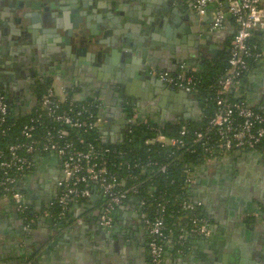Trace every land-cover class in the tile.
<instances>
[{"label": "crops", "instance_id": "crops-1", "mask_svg": "<svg viewBox=\"0 0 264 264\" xmlns=\"http://www.w3.org/2000/svg\"><path fill=\"white\" fill-rule=\"evenodd\" d=\"M260 1L264 6V0ZM9 3L10 0H0V89L6 94L15 114L26 116L33 110L37 99L34 84L38 80L49 79V85L57 91L64 87L76 86L78 96L82 100L92 97L104 100V95L100 94V90L102 79L105 76L109 87H111L112 82L119 80L121 85H116L114 91L116 90L123 99H128L141 115L160 124L174 123L178 120H195L202 115V108L195 96L177 97L167 94L165 93L166 89L161 88L154 81L155 78L150 75L149 69L164 71L162 66L171 63L167 61V64L164 65V57L159 55L160 52L137 64L129 63L126 61L127 58L125 61L117 60L116 67L120 73L118 72V77H114L111 72L114 70V64H105L103 58L97 59V57L88 61L83 60L86 57L84 54H79L78 50L81 46L78 42L70 43V50L65 51L62 42H59L60 38L55 35H62V30L49 31L52 25L48 26V23L41 19H35L31 24L30 19L27 18L23 20L22 24H16L15 18L20 17L23 12H31V10L11 11ZM54 5H57V2ZM175 5L185 14L189 13L190 6L182 0H174L173 6ZM51 10H56V8ZM42 14L39 15L42 16ZM55 17L60 16L55 15ZM11 23L14 24L13 27L10 26ZM27 26H30V29H27ZM234 29L235 24L228 19L223 29L214 32L209 29L205 31L206 34L204 35H207L206 45L212 44L216 47L214 54L206 55L207 57L196 59L194 51L187 52V49L177 46L175 53H184V60L186 61L179 60L176 63L173 61L176 70L168 72L200 70L203 60L211 59L225 49L228 51L229 39L233 35ZM250 43L261 53V58L249 67L248 74L242 80V92L244 99L250 105L264 111V24L263 27L253 32ZM98 47L93 46L90 51L96 54ZM25 50H28V55L31 58L21 63L22 58L19 55ZM104 50L109 52L105 46ZM148 62L153 63L155 67ZM114 74L116 75V72ZM106 99L107 101H103L102 108H100L102 121L99 126V135L103 142L114 144L121 142L118 139V134L122 133L123 125L120 123L119 106L114 105L115 98L110 94ZM133 102H139L140 106H135ZM179 116H185L187 119H181ZM160 117H165L167 120H161ZM242 155L245 154L228 156L225 160L213 163L208 167L204 166L198 171L201 184L196 186L195 192L198 195L197 198L201 199V203L202 199H206V204L202 203V205L212 227L211 238L218 239L215 243L219 244L220 248H225L223 244L226 240L230 243L232 237L242 239V244H249L247 242L252 238L248 237L253 236V232L245 231L241 237L237 230L241 227V224L238 223L239 219H247L248 223L257 224L256 219L250 217V214L243 213L241 215V213L237 214L232 211L230 214L234 215L237 221L228 212H224V215L218 219V224L213 223L214 218H216L215 213L218 211L213 206L214 198L208 195L206 189L212 173L224 168V166L227 168L231 164H233L234 171L237 168L251 169L252 171L264 168V163L261 162L264 157L255 156L254 160L246 158L239 163V157ZM248 159L250 160L249 163L247 162ZM36 171L26 183V192L28 195H34L37 200L39 199L37 204L32 201L35 208L39 209V206H45L47 202L49 203L54 199L53 197L46 201L47 196L49 197L53 192L52 189H56L60 171L58 162L54 157H48V161H42ZM45 181H48V188L44 186ZM101 206V193L95 191L87 202L74 204L72 209L73 220L58 233L49 226L47 217L41 218L40 223L31 233H25L22 218L12 207L0 209V264H91V259L94 258L93 252L99 255L102 247L97 242L103 237V234H100L103 231L99 227ZM225 220L227 221L225 222ZM115 228L127 238L125 240L129 244L126 246L127 254H125L127 264H136V260L139 259L138 256L143 257V252L146 254L147 231L140 222L132 204L126 203L117 209ZM258 235L257 240H264V234ZM105 242L107 248L109 240L105 238ZM230 249L227 251L229 255L234 250L233 248ZM206 251L208 249L198 239L193 242V246L187 255L179 257L176 253H172L173 259L165 257L164 264H206L207 260H201L202 257H207ZM48 252H51L50 255ZM179 260L181 262H178ZM217 261L220 262V259Z\"/></svg>", "mask_w": 264, "mask_h": 264}, {"label": "built area", "instance_id": "built-area-1", "mask_svg": "<svg viewBox=\"0 0 264 264\" xmlns=\"http://www.w3.org/2000/svg\"><path fill=\"white\" fill-rule=\"evenodd\" d=\"M199 17H203L207 8L212 7L210 30L224 28L228 19L233 20L235 29L229 43L227 65L222 76L216 81L213 102L215 110L207 119L205 128L191 130L178 120V135L170 136L154 127L155 133L144 141L146 145L158 144L162 147L185 148L194 151L199 144L203 151L204 166L223 161L236 154L256 153L264 157V111L259 110L242 98V80L249 72V59L258 61L261 53L250 43L254 30L263 27L264 6L260 0H184ZM197 70L184 72H168L149 69L150 75L164 84L182 89L195 96L197 92ZM232 95V98L229 97ZM101 99L92 97L91 101L82 100L78 96V88L70 86L57 91L48 86L47 90L36 99L33 113L29 119L17 126L12 132L15 122L9 123L14 113L6 94L0 89V138L6 139L0 149V209L12 207L22 218L23 230L31 233L30 226L43 217L50 218L48 208H39V212L30 218L24 215L29 209L26 183L38 169L42 161L48 157L56 158L60 176L56 182V195L50 202L59 206V218H65L71 203L82 199L89 200L95 191L104 196L101 206L99 227L105 233L112 232L116 210L123 204L134 206L136 214L147 231V251L150 264H162L165 259V245L182 242L187 236L194 235L197 240L208 239L212 235L211 224L198 217H188L190 228L183 230L175 241L169 239L163 217L166 200L157 205L156 215L149 218L137 208L145 206V200L128 199L131 193L138 191L142 183L124 187L127 177H133V168L137 164H129L125 160L114 161L110 156L122 154L104 146L99 135L102 121L100 115ZM136 110V109H135ZM124 112V111H123ZM126 130L123 139L131 132V124L152 120L139 112L129 118L124 112ZM185 121V120H184ZM157 122V121H155ZM159 125H163L158 123ZM94 135L90 137V135ZM122 139V140H123ZM115 156H113L114 159ZM126 168V176L115 170ZM161 165L159 170L166 171ZM188 171L190 169H187ZM198 179L189 174L186 182L192 187L198 185ZM197 204L202 205L196 198ZM129 201V202H128ZM49 202V203H50ZM47 202V205L49 204ZM184 210H194L195 206L182 202ZM203 206V205H202ZM48 207V206H47ZM250 217L264 223V208ZM181 244V243H180ZM172 253V250L170 251ZM176 255L185 256L178 248Z\"/></svg>", "mask_w": 264, "mask_h": 264}, {"label": "water", "instance_id": "water-1", "mask_svg": "<svg viewBox=\"0 0 264 264\" xmlns=\"http://www.w3.org/2000/svg\"><path fill=\"white\" fill-rule=\"evenodd\" d=\"M173 1L174 0H82L79 2L78 0H10L9 4L11 11L22 9L31 10V12H23L20 17L15 18L14 22L16 24H22L23 20L27 18L30 19L31 24H33L35 19L43 20L45 23H48V26L52 25L49 31L53 32L57 29L62 30V35H55H58L60 38L59 42H62L65 51L70 50V43L78 42L81 46L78 50L79 54H84L86 57V59L83 60L88 61L89 59H94V57H97V59L103 58L105 64H114V70L111 72L114 77H118L119 70L116 67L118 63L117 60L125 61L127 58L126 61H129V63L132 62L137 64L138 62H142V60H146L151 55L160 52L159 55L164 57V65L167 64V61L171 62L169 64L170 68L169 65L162 66L164 68L163 70L175 71L176 67L173 63L179 60L186 61L184 60V53H175V48L177 46L187 49V52L194 51L193 53L196 59H199V57H207L211 55V53L214 54L216 47L212 44L206 45L207 35H204L206 34V30H210L212 19L211 12L213 8H207L205 15L200 19L199 15L195 13L192 8H189V13L185 14L178 6H173ZM55 2H57V5H54ZM52 8H56V10H51ZM40 13H43L42 16L39 15ZM55 15H59L60 17H55ZM13 25L14 24L11 23L10 26L13 27ZM27 29H30V26H27ZM93 46H99L96 54L90 51ZM104 46L109 49V52H105ZM19 57L22 58L20 61L21 63L31 58L30 55H28V50L22 52ZM148 63L154 66L153 63ZM124 71L127 73L126 69ZM115 72L116 75L114 74ZM154 81H156L161 88L166 89L165 93L167 94L177 97L194 96L182 89L166 85L157 78H155ZM116 85H121V82L115 80L112 82L111 87H109L104 76L101 83L100 94L104 95V100H101L102 102H106V98L111 94V96L115 98L114 105L119 106L118 113H120V123L123 125V129L121 131L122 133L118 134V139L122 141L126 130V120L123 112L125 104L118 92L116 90L114 91ZM133 103L137 107L140 106L139 102ZM179 118L187 119L185 116H179ZM160 119L167 120L165 117H160ZM255 156L258 155L256 153L242 155L239 157V163L243 162L244 160L242 159L246 158L254 160ZM249 159L247 160L248 163L250 161ZM261 162L264 163V158ZM232 166L233 164L222 172V181L225 179V173L230 176L235 175L236 179H238L239 177L255 176L260 171L258 169L252 171L251 169L240 168L234 171ZM198 184H201V180H198ZM257 186L259 192L255 194L253 198L250 197L251 195L248 197H239V192L235 191L237 196L234 203L218 200L214 201V209L218 212L215 213L216 218H214L213 223L218 224V219L224 215V212L230 214V211H232L237 214L241 213V215L243 213L246 215L255 212L258 213L260 208L264 206V190L262 186ZM215 189L223 192L222 187L217 186ZM52 190L53 192H51L49 197L47 196L46 201L55 197L56 189ZM212 190H214L213 187ZM211 191L207 189L210 196L214 194V192ZM202 196L205 197V195ZM27 200L28 203L35 201L37 204L39 199L37 200L34 195H28ZM202 203L206 204L205 198L202 199ZM231 216L237 221L234 215ZM239 220L238 223L241 224V227L237 230L240 232L241 237H243L242 233L245 231L248 233L251 231L253 232V236L248 237L252 238L248 240L247 243L249 244H242V239L232 237L230 243L226 240L223 244L225 248H220V245L215 243L218 239L211 237L202 239L201 244L208 249V251L205 252L207 257H202V261L207 260L206 264H238V262L242 264L245 261L241 259L240 256L243 252L244 255L247 252V257H252L255 258L253 259L254 261L256 260V262H254L250 259L251 261L248 264H264V240L256 239L257 236H259L258 234H264V223L256 220L257 224H251L248 223L247 219ZM226 221L227 220H225V222ZM229 222L230 219L228 220V224ZM100 234H103V237L97 242L101 244V249L105 248V238L108 239L109 243L106 252L114 255V260L116 257L117 260H122L123 264H127L125 260V254L127 253L124 251L119 252L120 247H118L120 244L129 246L128 242H124L123 234L117 229L116 233H105L103 231V233ZM230 248L234 249L231 255L227 252L231 250ZM115 250H117L119 254H113ZM50 253L51 252H48V255H50ZM93 254L94 258L91 259V264L104 263V260L100 261V256L98 254H95V252H93ZM165 257L173 259L172 252H165ZM95 259L96 261H94ZM219 259L220 262L217 261Z\"/></svg>", "mask_w": 264, "mask_h": 264}, {"label": "trees", "instance_id": "trees-1", "mask_svg": "<svg viewBox=\"0 0 264 264\" xmlns=\"http://www.w3.org/2000/svg\"><path fill=\"white\" fill-rule=\"evenodd\" d=\"M187 4L184 0H182ZM188 5V4H187ZM231 20V19H230ZM233 22V20H231ZM255 31V30H254ZM253 31V32H254ZM253 34V33H252ZM232 38V36H231ZM229 39V41L231 40ZM228 51L223 50L211 59H205L201 63L200 70L194 73L197 78V92L195 97L202 108V115L195 120H181L182 123L186 124L191 130H200L205 128L207 119L212 116L215 110V104L213 98L215 96V84L216 81L222 76L226 65H227ZM254 61L249 59V67L252 66ZM49 79L38 80L34 84V88L37 92V99L45 92L49 86ZM242 90V89H241ZM232 98V95H229ZM244 98V96H242ZM91 101L92 98H88ZM125 100L124 112L127 117H131L135 113V108L128 99ZM33 110L26 116H19L15 113L12 114V118L8 120L9 123L12 121L16 123L13 127L12 132H17L19 125L25 123L32 115ZM147 124L142 122H135L131 124V132L125 135L121 142L109 144L103 143L115 151H121L122 154L117 155L114 153L110 156L111 160L116 162L125 160L129 164H137L136 168H133V177H127L126 184L124 187H130L131 185L141 184L138 186V191L131 193L128 199L137 198L138 200L144 199L145 206L137 208L140 212L148 215L149 218H153L156 215V208L159 203L166 200L163 217L166 225V233L169 234V239L175 241L177 236L183 231L190 228V221L188 217H198L209 222L207 214L203 209L202 205L197 204L196 201L198 195H196V188L192 187L186 182V178L189 174L193 173V177L196 179L200 178L198 171L204 167V159L202 158L203 151L200 145H194V151L186 150L185 148H171L162 147L158 144L146 145L144 141L152 136L155 131L154 127H159L162 133L176 136L180 125L178 122H168L163 125H159L158 122L148 120ZM96 135H90L93 137ZM6 139L0 138V149L4 146ZM113 159V156H115ZM161 165L166 166V171L162 172L159 170ZM187 169H190L189 171ZM122 176H126L127 169L120 168L115 170ZM102 205L104 204V196H102ZM80 202H87V199H82ZM129 202V201H128ZM182 202L190 203L195 206L194 210H184L180 206ZM71 203L69 210L65 218H59V206L56 202H50L48 205L39 206V208H48L51 213V217L48 218L49 226L58 233L61 229L66 228L74 218L72 212L74 204ZM48 206V207H47ZM264 208V206H262ZM40 210L36 209L33 203H29V209L24 213L27 218L37 214ZM117 211V210H116ZM210 223V222H209ZM33 229L37 227V222L30 225ZM113 233H116L115 219L113 227L111 228ZM149 240L147 236L146 242ZM197 240L194 235H189L182 242L177 244L165 245L166 250H172L176 253L178 248L183 250V253L187 255L192 246L193 242ZM181 243V244H180ZM164 264V262L162 263Z\"/></svg>", "mask_w": 264, "mask_h": 264}, {"label": "flooded vegetation", "instance_id": "flooded-vegetation-1", "mask_svg": "<svg viewBox=\"0 0 264 264\" xmlns=\"http://www.w3.org/2000/svg\"><path fill=\"white\" fill-rule=\"evenodd\" d=\"M79 2L82 0H78ZM122 98V97H121ZM124 103L125 100L123 99ZM122 103V102H120ZM223 167V166H221ZM226 166H224V168L219 169L217 172L214 171L210 177V179L208 180V184L210 185L207 187L208 190H212V187L214 188V190H212L211 192H214L213 198L214 201H225V202H232L234 203V201L236 200V193L235 191L239 192V197L242 196H249L253 198L255 194H258L259 192V188L257 185L262 186V189L264 190V168L262 170L259 171V173L257 175H251V176H245V177H239L238 179H236L235 175H228L225 173L224 175V180L222 181V179L220 177H222V171L226 170ZM231 178V179H230ZM44 186L48 188V181L44 182ZM217 186L222 187L223 188V192L218 191L217 189H215ZM209 195V193H208ZM124 236V235H123ZM125 240H127L126 236H124V242H126ZM147 243V242H146ZM106 245V242L105 244ZM101 246V244L99 245ZM120 247V251L119 252H126V245L125 244H121L119 245ZM147 247V244H146ZM100 261L104 260V263H100V264H123V261L118 259L115 257V260L113 259L114 255L112 254H108L106 252V247L104 249H100ZM119 254L117 250L114 251L113 254ZM247 253V252H246ZM246 253L244 255V252L242 253V255L240 256L241 259H244V263L242 264H248L251 260L255 259L252 257H247ZM120 256V255H119ZM139 259L136 260V264H150V260L148 257V251L146 250V254H144L143 257L138 256ZM122 258V256H121ZM251 259V260H250ZM126 260V258H125ZM254 261V260H253ZM178 262H181L180 260ZM256 262V260L254 261ZM239 264V262H238Z\"/></svg>", "mask_w": 264, "mask_h": 264}]
</instances>
